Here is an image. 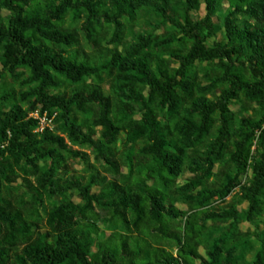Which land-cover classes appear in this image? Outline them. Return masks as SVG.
<instances>
[{
    "label": "trees",
    "instance_id": "obj_1",
    "mask_svg": "<svg viewBox=\"0 0 264 264\" xmlns=\"http://www.w3.org/2000/svg\"><path fill=\"white\" fill-rule=\"evenodd\" d=\"M1 10L0 264H264V0ZM73 159L85 181L65 177Z\"/></svg>",
    "mask_w": 264,
    "mask_h": 264
},
{
    "label": "rangeland",
    "instance_id": "obj_2",
    "mask_svg": "<svg viewBox=\"0 0 264 264\" xmlns=\"http://www.w3.org/2000/svg\"><path fill=\"white\" fill-rule=\"evenodd\" d=\"M204 14H205V9H204V4H202V3L200 4L199 9L197 11L192 12L193 19H195V20H198V19L203 18ZM0 15L2 17H5V16L8 15V13L6 11H4V10H1L0 11ZM69 24H70L69 23V20L66 18V20H65V26H68ZM81 24H82V20L77 25H75V27L74 26L73 27H74L75 32L77 33V36H78L81 44H83L85 46V50L88 51V48L86 47L85 42H84L83 32L81 31ZM144 29H145V26H144V24H143L142 21L139 22L138 25H134L133 26V31L134 32L143 31ZM162 32H163V29H158V30H155L154 33L156 35H158V34H161ZM222 38H223V32L222 31H219L216 34V39L217 40H221ZM130 39H131V37H127V40H130ZM209 41L211 43L212 42V39H210ZM103 45L105 47H109V48L113 47L112 44H107V41H105L103 43ZM119 49H120V47H119ZM169 64H170L171 67H177V65H178L177 63L172 62V61H170ZM6 83L7 84H10L11 83V80L8 77L6 78ZM14 88H16V86H14ZM111 88H112V85L111 84L105 83V84L102 85V90H103L104 94H106V95L109 93V91H110ZM239 105L240 104L237 101L232 102L229 105L230 111L232 113H235L238 110ZM117 146H119V144H117ZM74 149H77V148L74 147ZM82 151L85 152V153H87V155L89 156V164L91 166H93V168H95L96 171H98L101 175L106 176L107 179H110L111 178L109 174L103 173L101 164L98 163V162H96L93 159V155L91 154V151L90 150H82ZM91 171L92 170L89 169V167H87V165L83 161H81L79 159H75V160L73 159V160H69L68 161L67 175L65 177H70L71 176V177H76V178H82L83 181H85ZM120 172L123 173V174H125L126 173V169L124 167H121L120 168ZM188 177H189V174L186 173L183 176L179 177L177 181H178L179 184H182V183L185 182V180ZM31 181H33V180H31ZM12 186L13 187H18L21 191H23V190L26 189L24 187V185L22 184L21 180H17V182L15 184H12ZM97 191H98V187H93L92 188V192L97 193ZM28 195H30L29 192H27V196ZM55 200L56 201H59L60 200V197L59 196H56L55 197ZM72 201L74 203H79L80 202V199L76 196L75 193L72 195ZM246 206H247L246 203H244L242 205L243 208H245ZM176 207L178 209H180V210H184L185 209V206H183L181 204H176ZM96 210L98 211L97 208H96ZM41 214H42V212H41ZM239 228H240L241 231H247V230L250 231V232L254 231V227L252 225H250V224H247V223H241L239 225ZM262 228H263V225H260L259 226V230H261ZM94 250L95 249H93V251ZM198 253L201 256H204L203 249H201V248L198 249Z\"/></svg>",
    "mask_w": 264,
    "mask_h": 264
},
{
    "label": "built area",
    "instance_id": "obj_3",
    "mask_svg": "<svg viewBox=\"0 0 264 264\" xmlns=\"http://www.w3.org/2000/svg\"><path fill=\"white\" fill-rule=\"evenodd\" d=\"M28 117L35 119L38 121V128L36 131L41 132L45 127L51 128L50 119H47L46 114L43 113L41 116L38 111H34L28 115ZM174 264H182L181 262H177Z\"/></svg>",
    "mask_w": 264,
    "mask_h": 264
}]
</instances>
